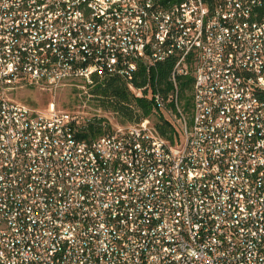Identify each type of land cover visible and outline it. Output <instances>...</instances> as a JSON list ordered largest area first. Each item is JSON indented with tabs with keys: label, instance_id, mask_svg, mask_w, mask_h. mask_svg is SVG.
I'll return each mask as SVG.
<instances>
[{
	"label": "built area",
	"instance_id": "1",
	"mask_svg": "<svg viewBox=\"0 0 264 264\" xmlns=\"http://www.w3.org/2000/svg\"><path fill=\"white\" fill-rule=\"evenodd\" d=\"M263 8L0 0V264H264ZM109 78L153 111L103 108ZM31 89L51 100L18 99Z\"/></svg>",
	"mask_w": 264,
	"mask_h": 264
},
{
	"label": "trees",
	"instance_id": "2",
	"mask_svg": "<svg viewBox=\"0 0 264 264\" xmlns=\"http://www.w3.org/2000/svg\"><path fill=\"white\" fill-rule=\"evenodd\" d=\"M182 0H162L163 3H176ZM209 6H211L216 0H204ZM264 15V8L259 10V16ZM157 78L159 82L166 83V77L168 76L171 70V63L164 62L157 64ZM138 74L142 78V83L144 82L145 68L140 65L138 68ZM154 71H151V77H153ZM189 80V78H188ZM123 82L117 78H109L105 81L104 86H101L100 93L105 95L107 99H112L111 101L104 103L103 108L110 109L112 111H117L119 114L127 115L132 117L135 113L140 116H146L151 113L152 106L151 104L142 99L136 98L129 95L123 88ZM186 82L181 84L182 89H184ZM167 87V86H166ZM126 104H124V103ZM130 105V106H129ZM187 103L185 108L187 109ZM158 120L156 122L157 129L159 132L164 135L171 143H177L181 139V131L177 124L165 119L161 112H156ZM102 132V127L100 123H91L88 125V133H83L81 138L90 141L96 135Z\"/></svg>",
	"mask_w": 264,
	"mask_h": 264
},
{
	"label": "rangeland",
	"instance_id": "3",
	"mask_svg": "<svg viewBox=\"0 0 264 264\" xmlns=\"http://www.w3.org/2000/svg\"><path fill=\"white\" fill-rule=\"evenodd\" d=\"M17 95L20 101L35 107H43L49 100H51V95L49 93L41 92L35 89L19 92ZM78 98L79 97L75 94V92L62 90L57 92L55 102L59 107L71 110L77 108ZM101 114L108 116L111 122H115L119 118L117 115L112 116V113L108 110H101Z\"/></svg>",
	"mask_w": 264,
	"mask_h": 264
}]
</instances>
